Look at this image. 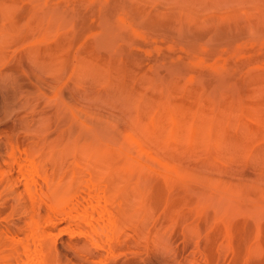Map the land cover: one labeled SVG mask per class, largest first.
<instances>
[{"label": "rangeland", "instance_id": "obj_1", "mask_svg": "<svg viewBox=\"0 0 264 264\" xmlns=\"http://www.w3.org/2000/svg\"><path fill=\"white\" fill-rule=\"evenodd\" d=\"M39 238L54 264H264V0H0V264Z\"/></svg>", "mask_w": 264, "mask_h": 264}, {"label": "bare ground", "instance_id": "obj_2", "mask_svg": "<svg viewBox=\"0 0 264 264\" xmlns=\"http://www.w3.org/2000/svg\"><path fill=\"white\" fill-rule=\"evenodd\" d=\"M94 179L90 178L89 181L87 182L89 184L88 186H91L92 189H90V187H89V189H88L89 194L86 192L85 194H87V195L83 199L82 198L80 199L81 201L78 202L79 205L76 203L78 208H79V210L76 212H80V214L83 213L82 215H85L84 217H86L85 219L87 220L86 221L87 223H90V221L88 222V219H91V221L93 220V222H94L93 228H94V231L97 233V236L99 238H103L105 243H109V241L111 240L110 238L113 237V235L115 234L114 230L116 229V226H117L116 225V223H117L116 218L120 215L119 214L118 216H116V213L119 211H117V212L114 211V208H115L114 206H113L114 208H112V205H113L112 202L114 203V201L115 202L117 201V199H115V197H117L118 193H117V190H116V194L113 192L111 193V191L114 190L115 188L111 189V191H109L107 188L103 189L101 187L100 182L97 179L96 180H94ZM45 181H46V179H45ZM55 181H57V179ZM29 182H30V179H29ZM32 182H30V183H32ZM49 183H50V181H49ZM87 183H85V185ZM58 185H60V184H58ZM49 186L51 189L52 188L51 185H49ZM31 188H32V186H31ZM52 190H53V192H56V193H54L55 195H58L60 193V191H57V189H55V188L51 189V191ZM113 195H115V196H113ZM112 199H114V201ZM120 202H118V203H120ZM57 209H59V208H57ZM55 211L57 212L58 210H55ZM90 212H92V216L88 215ZM123 216L124 215H122L121 217H123ZM117 221L121 222V220L119 221V217H118ZM118 224H120V223H118ZM35 240L36 241L38 240V241L35 243L29 242V243H23L21 245L15 246V247H19V248H17L16 251L12 250L13 251L12 253H15V254H12L11 252L10 253L12 255L9 254L10 258L12 256L13 260H15L14 264H54L53 263L54 261L52 259H49V257L46 254V252H48L47 246L45 248V246L41 243L43 241H41L40 238L35 239ZM46 249H47V251H46Z\"/></svg>", "mask_w": 264, "mask_h": 264}]
</instances>
